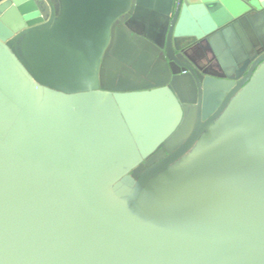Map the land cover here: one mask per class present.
<instances>
[{
  "label": "water",
  "instance_id": "water-1",
  "mask_svg": "<svg viewBox=\"0 0 264 264\" xmlns=\"http://www.w3.org/2000/svg\"><path fill=\"white\" fill-rule=\"evenodd\" d=\"M0 264H264V0H0Z\"/></svg>",
  "mask_w": 264,
  "mask_h": 264
},
{
  "label": "flooded vegetation",
  "instance_id": "flooded-vegetation-1",
  "mask_svg": "<svg viewBox=\"0 0 264 264\" xmlns=\"http://www.w3.org/2000/svg\"><path fill=\"white\" fill-rule=\"evenodd\" d=\"M181 62H182L181 65H183L185 68H184V70H182L183 66L178 67L177 75L182 76L183 74H187L188 78H190L194 81H197L196 79H197L198 75L195 74V71H194L195 69H194V66L191 64V62H188L185 60H182ZM179 69H181L182 71Z\"/></svg>",
  "mask_w": 264,
  "mask_h": 264
}]
</instances>
